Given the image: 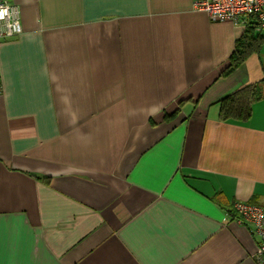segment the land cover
Here are the masks:
<instances>
[{
    "label": "crops",
    "instance_id": "1",
    "mask_svg": "<svg viewBox=\"0 0 264 264\" xmlns=\"http://www.w3.org/2000/svg\"><path fill=\"white\" fill-rule=\"evenodd\" d=\"M11 1L0 264H257L229 208L264 206V97L242 122L219 101L264 79V43L222 75L246 26L195 0Z\"/></svg>",
    "mask_w": 264,
    "mask_h": 264
},
{
    "label": "built area",
    "instance_id": "2",
    "mask_svg": "<svg viewBox=\"0 0 264 264\" xmlns=\"http://www.w3.org/2000/svg\"><path fill=\"white\" fill-rule=\"evenodd\" d=\"M194 9L205 11L212 21H231L236 25L257 22V30H264V0H195ZM22 31L19 6L11 0H0V40L13 37ZM2 83L0 82V93ZM236 219L249 222L260 241L257 264H264V206L248 202H235Z\"/></svg>",
    "mask_w": 264,
    "mask_h": 264
},
{
    "label": "trees",
    "instance_id": "3",
    "mask_svg": "<svg viewBox=\"0 0 264 264\" xmlns=\"http://www.w3.org/2000/svg\"><path fill=\"white\" fill-rule=\"evenodd\" d=\"M257 22L250 20L246 25L243 35L236 40L235 50L230 57V63L222 75H229L237 69L253 53H258L264 43V34L257 30ZM264 97V79L244 84L234 92L226 95L219 101V116L222 121L242 122L248 120L252 115L253 104ZM179 105H182L180 103ZM180 108L172 114L165 115L164 120L175 123L184 120L180 115ZM179 116V119H177ZM177 119V120H176ZM44 181L49 182L50 177L44 176ZM231 217L236 218L234 204L229 208Z\"/></svg>",
    "mask_w": 264,
    "mask_h": 264
},
{
    "label": "rangeland",
    "instance_id": "4",
    "mask_svg": "<svg viewBox=\"0 0 264 264\" xmlns=\"http://www.w3.org/2000/svg\"><path fill=\"white\" fill-rule=\"evenodd\" d=\"M263 33H264V30H263Z\"/></svg>",
    "mask_w": 264,
    "mask_h": 264
}]
</instances>
